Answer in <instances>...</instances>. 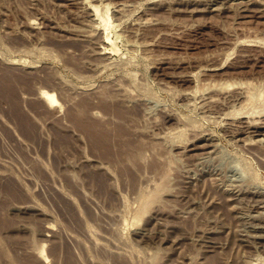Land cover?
I'll list each match as a JSON object with an SVG mask.
<instances>
[{
  "label": "rangeland",
  "instance_id": "374dc122",
  "mask_svg": "<svg viewBox=\"0 0 264 264\" xmlns=\"http://www.w3.org/2000/svg\"><path fill=\"white\" fill-rule=\"evenodd\" d=\"M11 70L38 142L1 104L0 188L22 197L2 264H264V0H0ZM104 105L127 114L123 134ZM71 112L107 126L120 161Z\"/></svg>",
  "mask_w": 264,
  "mask_h": 264
},
{
  "label": "bare ground",
  "instance_id": "6f19581e",
  "mask_svg": "<svg viewBox=\"0 0 264 264\" xmlns=\"http://www.w3.org/2000/svg\"><path fill=\"white\" fill-rule=\"evenodd\" d=\"M101 21L105 25V27L109 26L108 17L101 15ZM28 81L26 77H24V75L18 74L14 70L4 71V72L2 71L0 74V105L4 104L7 106L5 110L3 109L4 112L7 113L12 118L16 128L22 134H24V136H27L28 137L27 139L30 138L33 141L37 140L36 142H38V133L36 131V128L34 124L32 123V121L24 113L23 111L24 109H22V105L17 96L19 92L18 90L21 86H27L28 88L30 87ZM42 96L46 98L48 103H50L51 105L58 103V98L54 94L44 93ZM86 105H87V102L84 103L83 107H85ZM103 109H106L107 112L110 113V118L113 120L112 123L115 125L114 130L116 132V136L123 134L126 131L125 118L127 114L124 111L119 110L115 107H109V106L104 105ZM68 117L71 120V124L73 128L77 130L78 129L83 130L85 137L88 139V142H89L88 145L91 149L97 152L104 159L115 158L118 161H120V158L122 157V155L114 152L115 138L114 136L111 135L110 130L108 129L107 126L105 127L101 125L100 123L98 124L94 121H90L85 116L83 117L82 115L72 113V112L68 115ZM57 141L60 144V146L63 143L65 144L70 143L69 138H65V136L63 135L62 136L60 135ZM132 165L135 166L136 163L133 162ZM120 172L126 177L127 181L130 184H134L135 178L130 168L123 165L121 167ZM83 181L89 182L93 189H97L105 196H107L110 193V184H108L105 178H103L101 175H97L94 172H89L86 176V179H84ZM73 182H76V181H73ZM15 186L16 184L14 185L11 183H5L0 188V195L4 196L3 198H6L5 200L0 198V232L7 230L11 226H13L11 221L7 219L5 216H3V214L8 204L7 201L22 198L20 196V193L18 192L19 189L17 190ZM8 240L9 241L7 244L3 238L0 239V264H2V260L6 256V248H7L6 246L13 247L14 245H17L20 242L18 238H14V239L9 238ZM4 246L6 248H4ZM66 251L68 252V250ZM62 258L60 261L61 264H77L74 261L73 257L72 256L70 257V255H67L66 257H62ZM13 261L20 262L21 264H36L29 259H26V258L24 259L23 257L18 256V253L13 254ZM117 264L119 263L117 262ZM120 264H125V263H120ZM208 264H219V262L216 258H212Z\"/></svg>",
  "mask_w": 264,
  "mask_h": 264
}]
</instances>
